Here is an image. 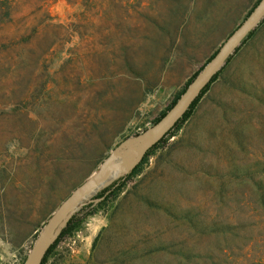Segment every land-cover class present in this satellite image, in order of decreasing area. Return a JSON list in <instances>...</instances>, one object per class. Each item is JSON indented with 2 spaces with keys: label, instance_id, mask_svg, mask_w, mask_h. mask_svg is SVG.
<instances>
[{
  "label": "rangeland",
  "instance_id": "rangeland-1",
  "mask_svg": "<svg viewBox=\"0 0 264 264\" xmlns=\"http://www.w3.org/2000/svg\"><path fill=\"white\" fill-rule=\"evenodd\" d=\"M258 1L0 0V264H24L55 209ZM109 193L45 264H264V21Z\"/></svg>",
  "mask_w": 264,
  "mask_h": 264
},
{
  "label": "water",
  "instance_id": "water-1",
  "mask_svg": "<svg viewBox=\"0 0 264 264\" xmlns=\"http://www.w3.org/2000/svg\"><path fill=\"white\" fill-rule=\"evenodd\" d=\"M263 20L264 0H259L242 23L197 72L168 111L142 132L126 137L118 143L97 170L55 209L38 233L24 264H42L48 250L57 241L70 219L83 206L100 202L104 197L96 198L99 193L128 176L142 162L147 152L176 126L202 91Z\"/></svg>",
  "mask_w": 264,
  "mask_h": 264
},
{
  "label": "trees",
  "instance_id": "trees-1",
  "mask_svg": "<svg viewBox=\"0 0 264 264\" xmlns=\"http://www.w3.org/2000/svg\"><path fill=\"white\" fill-rule=\"evenodd\" d=\"M264 21V20H263ZM254 34V31L248 36V39H250ZM245 40V41H246ZM245 41L243 43H245ZM231 59V58H230ZM230 59L227 61V63L230 61ZM209 61V60H208ZM226 63V64H227ZM223 69V68H222ZM220 73V72H219ZM219 73L213 78L212 82H214L217 77L219 76ZM197 74V73H196ZM195 74V75H196ZM194 75V76H195ZM193 79V78H192ZM191 79V80H192ZM190 80V81H191ZM189 81V82H190ZM211 82V83H212ZM210 83V84H211ZM189 84V83H188ZM210 84L202 91V93L200 94V96L196 99V101L191 105V107L189 108V110L184 114V116L182 117V119L176 124V126L158 143L156 144L153 148H151L147 154L144 156L142 162L126 177L119 179L118 181L114 182L110 187H108L106 190L102 191L101 193L98 194V198L104 197L105 193L110 192L108 194V196L105 197V199L109 198V196L113 195L114 193L120 191L127 183V181L134 175H136L140 169V167L143 165V163L145 162V160H147V158L154 152L155 149H157V147L167 138L169 137L173 131L178 127L179 124H181L183 121L187 120V118H189V116L191 115V112L194 110L195 105L197 104V102L200 100V98L203 96V94L208 90ZM184 91V90H183ZM180 96V95H179ZM178 96V97H179ZM178 97L171 103V105L166 109V112L168 111V109L175 103V101L178 99ZM166 112L162 113L156 120L154 123H156ZM93 204H88L87 207L92 206ZM76 217L73 216L70 221L68 222L67 226L65 227V229L62 231L61 236L63 234H65V232L68 231L69 228H71V226H73L75 223H77ZM231 226V225H230ZM58 241V240H57ZM57 241L51 246V248L48 250L46 256L44 257L42 264H45L47 261V258L49 256V254L52 252V250L55 248Z\"/></svg>",
  "mask_w": 264,
  "mask_h": 264
}]
</instances>
